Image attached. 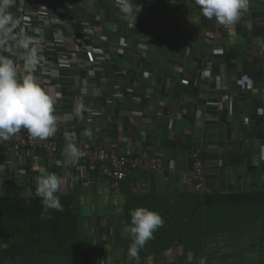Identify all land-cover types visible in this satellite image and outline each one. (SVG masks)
Masks as SVG:
<instances>
[{"label": "crops", "instance_id": "1", "mask_svg": "<svg viewBox=\"0 0 264 264\" xmlns=\"http://www.w3.org/2000/svg\"><path fill=\"white\" fill-rule=\"evenodd\" d=\"M35 3L46 4L47 14H38ZM132 3L140 9L135 24L123 18L115 0H16L10 9L40 41L44 59L34 75L54 96L60 94L55 114L62 118L71 113L77 99L90 111L83 120L61 119L56 134L49 137L59 143L57 153L24 148L13 156L0 143V195H32L41 170L56 173L64 180L61 194L78 198L88 250L96 249L101 257H129L128 248L115 245L128 195L141 194L160 205L182 192L196 193L188 175L196 145L204 149L214 190L264 189V130L258 125L263 123L264 129V0H250L232 26L203 17L194 0ZM56 32L63 34L62 44H57ZM16 62L23 73V62ZM50 68L58 71V78L48 75ZM206 70L211 76L205 77ZM85 129L92 130V137L83 135ZM65 136L74 137L77 145L124 154L147 149L159 155L164 169L130 171L116 192L82 160L74 166L57 165L63 160ZM242 222V229L203 239L205 249L211 253L220 240L251 245L261 237L253 228L258 219ZM195 244L194 249L176 245L146 264H156L158 258L198 256Z\"/></svg>", "mask_w": 264, "mask_h": 264}, {"label": "trees", "instance_id": "2", "mask_svg": "<svg viewBox=\"0 0 264 264\" xmlns=\"http://www.w3.org/2000/svg\"><path fill=\"white\" fill-rule=\"evenodd\" d=\"M262 124L258 125L263 131ZM59 147L58 143V150ZM190 158L189 169L193 164L191 154ZM191 182L195 189V181L191 179ZM210 186V192L199 193L196 189V193L190 195L182 192L160 205L151 203L141 194L128 195L126 218L120 219L115 229L116 247L129 248L131 240L122 233V229L130 224L132 209L141 206L153 209L161 215L164 224L154 232L153 239L140 249L138 258H119L121 263L117 261L115 264H146L155 255L172 250L176 245L193 248L195 243L200 256L158 258L156 264H206L208 251L203 239L234 229L245 220L246 223L260 218L264 220V189L261 192H220ZM60 200L63 211L50 210L52 219L45 220L41 218V200L34 194L0 195V264H110V257L96 255L94 248L88 250V234L79 211L78 198L60 194ZM238 216L240 220L236 219ZM263 246L264 231L261 232L259 258L264 252ZM211 253L208 252L209 255ZM88 255L95 257L93 263L87 260ZM258 260L262 262V259Z\"/></svg>", "mask_w": 264, "mask_h": 264}, {"label": "clouds", "instance_id": "3", "mask_svg": "<svg viewBox=\"0 0 264 264\" xmlns=\"http://www.w3.org/2000/svg\"><path fill=\"white\" fill-rule=\"evenodd\" d=\"M203 17L215 18L220 25L232 26L238 22L242 13L250 6V0H194ZM16 0H0V143L9 140L14 135L25 131L29 140H46L53 137L58 130V123L73 118L83 120L84 113L90 111L82 99H77L71 113H65L62 118L55 114V96L45 89L36 79L34 73L43 63L40 55V41L29 35L22 27L23 19L15 17L10 11ZM120 13L125 20L135 24L137 13L132 0H115ZM57 44L64 42L61 32H56ZM7 53V55L5 54ZM16 57V59H13ZM23 62L24 72L21 73L16 60ZM67 66V65H64ZM48 75L58 78L55 68L47 70ZM86 93V89L82 90ZM94 94L99 95V92ZM84 136L92 137L91 129H85ZM63 160L57 165L74 166L85 155L78 147L75 138L65 136ZM261 159H264V146L260 149ZM64 180L56 173L41 170L35 179V197L42 203L41 218L52 219L50 210L63 211L60 200ZM130 224H126L122 233L128 236L131 243L128 248L129 258H138V253L145 244L153 239L154 232L163 226L161 215L147 207H137L130 211Z\"/></svg>", "mask_w": 264, "mask_h": 264}, {"label": "built area", "instance_id": "4", "mask_svg": "<svg viewBox=\"0 0 264 264\" xmlns=\"http://www.w3.org/2000/svg\"><path fill=\"white\" fill-rule=\"evenodd\" d=\"M33 6L39 14H47L48 6L46 4L35 3ZM30 16L26 15L25 20H30ZM205 77L211 76L210 71L204 72ZM185 82H187L185 80ZM233 112V103H230V111ZM7 151L18 156L24 148L39 149L47 152L57 153L58 143L55 139L48 138L46 140H29L27 133L21 131L9 140L4 141ZM85 153L80 159L87 163L88 168L94 173V176L101 177L111 183L116 192H120L122 184L130 171H146L159 172L164 168L161 158L157 153L147 149L137 154H124L111 151L105 147H94L86 145H78ZM193 159L192 167L188 170L189 177L195 181V189L199 193L211 191L210 180L207 174V165L204 158V149L201 145H196L191 151Z\"/></svg>", "mask_w": 264, "mask_h": 264}, {"label": "rangeland", "instance_id": "5", "mask_svg": "<svg viewBox=\"0 0 264 264\" xmlns=\"http://www.w3.org/2000/svg\"><path fill=\"white\" fill-rule=\"evenodd\" d=\"M262 218L258 219L259 220V224L255 226H253V228H255L257 231L262 232L264 231V220H261ZM249 229V226L246 225ZM238 227V226H237ZM242 226H239V228H241ZM242 229V228H241ZM247 229V230H248ZM258 232V233H259ZM257 233V234H258ZM216 236V234H214ZM260 239L261 237L258 236L255 240H252L254 242L251 243V245H249L247 243V241H239V240H233L232 242H230L229 244L225 241L223 242V240L220 241H216L215 244L212 245L213 247V252L211 253V255H207V259H206V264H264V252L262 253V257L259 258V244H260ZM219 240V239H218ZM206 241L207 237H206ZM214 243V242H213ZM246 248H248L249 250L253 251L252 253L249 252L246 253L248 250H246ZM252 248V249H250ZM264 248V246H263ZM225 249H228L229 251H225ZM228 254V256H226ZM201 255V252H199L198 256ZM226 256V257H225ZM106 258V257H105ZM120 257H110L108 258V263L110 264H115L117 261L119 263H121L122 259H119ZM123 258V257H121ZM126 259H128L127 257H125ZM95 259L94 256L92 255H88L87 256V260L88 261H92ZM258 259H262L258 260ZM204 259H202L201 261L203 262ZM176 264V263H174Z\"/></svg>", "mask_w": 264, "mask_h": 264}, {"label": "bare ground", "instance_id": "6", "mask_svg": "<svg viewBox=\"0 0 264 264\" xmlns=\"http://www.w3.org/2000/svg\"><path fill=\"white\" fill-rule=\"evenodd\" d=\"M53 139V138H52ZM56 140V139H55ZM57 141V140H56ZM58 143V142H57Z\"/></svg>", "mask_w": 264, "mask_h": 264}]
</instances>
